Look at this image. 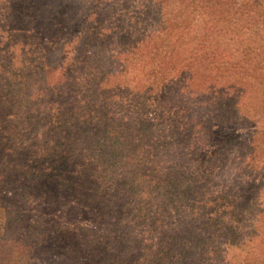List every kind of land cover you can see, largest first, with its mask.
Segmentation results:
<instances>
[{
	"label": "trees",
	"instance_id": "trees-1",
	"mask_svg": "<svg viewBox=\"0 0 264 264\" xmlns=\"http://www.w3.org/2000/svg\"><path fill=\"white\" fill-rule=\"evenodd\" d=\"M263 31L264 0H0V264H264L232 130Z\"/></svg>",
	"mask_w": 264,
	"mask_h": 264
},
{
	"label": "rangeland",
	"instance_id": "rangeland-1",
	"mask_svg": "<svg viewBox=\"0 0 264 264\" xmlns=\"http://www.w3.org/2000/svg\"><path fill=\"white\" fill-rule=\"evenodd\" d=\"M113 20V19H112ZM263 36H264V31H263ZM263 36L260 37L261 40L263 41L264 44V39ZM247 92H249L248 97H247V102H248V107H252L253 108V113L252 114H244L243 115V120L242 122H240V120L235 123L234 127L232 130H234L235 134L238 137H242L245 136L247 138V140H251L252 138H254L255 136L259 137H263L264 139V108H263V98H264V85L263 84H253L252 87L248 86L246 87ZM186 99V97H185ZM243 100V98H242ZM198 101V100H197ZM245 105V103H244ZM231 130V131H232ZM232 133V132H231ZM259 133H263V134H259ZM262 148L264 149V146H262ZM238 159L237 156L231 154L229 156V158H226V163L230 162L232 165L235 164V160ZM261 160H264V155H262ZM223 164V163H221ZM238 168V166L236 167V169ZM224 184H222L221 182H218L216 186L222 187ZM257 196H259L258 194L254 195V198L257 199ZM262 199H264V195L259 197ZM263 201V200H262ZM255 219H257V223L259 222V220H263L262 217H254ZM257 226V225H256ZM263 228H259L257 230H255V235H259V234H263L264 231H262ZM225 250L224 252L225 257L222 259H214L215 264H251L252 263V258L255 259L256 264H262L261 259L258 258V256L252 255L251 250L252 247L247 248L245 250V252L243 254H241V257H239V261H236L234 258L229 257L231 255H233V249L235 248H228L226 246H224Z\"/></svg>",
	"mask_w": 264,
	"mask_h": 264
}]
</instances>
